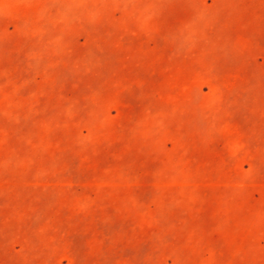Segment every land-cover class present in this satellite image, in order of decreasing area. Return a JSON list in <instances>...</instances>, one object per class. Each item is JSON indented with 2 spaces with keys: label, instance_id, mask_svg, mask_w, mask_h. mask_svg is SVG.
Returning a JSON list of instances; mask_svg holds the SVG:
<instances>
[{
  "label": "rangeland",
  "instance_id": "rangeland-1",
  "mask_svg": "<svg viewBox=\"0 0 264 264\" xmlns=\"http://www.w3.org/2000/svg\"><path fill=\"white\" fill-rule=\"evenodd\" d=\"M0 264H264V0H0Z\"/></svg>",
  "mask_w": 264,
  "mask_h": 264
}]
</instances>
